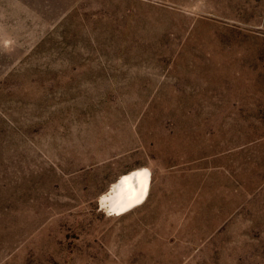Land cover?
<instances>
[{
    "label": "rangeland",
    "instance_id": "1",
    "mask_svg": "<svg viewBox=\"0 0 264 264\" xmlns=\"http://www.w3.org/2000/svg\"><path fill=\"white\" fill-rule=\"evenodd\" d=\"M0 264H264V0H0Z\"/></svg>",
    "mask_w": 264,
    "mask_h": 264
},
{
    "label": "bare ground",
    "instance_id": "2",
    "mask_svg": "<svg viewBox=\"0 0 264 264\" xmlns=\"http://www.w3.org/2000/svg\"><path fill=\"white\" fill-rule=\"evenodd\" d=\"M150 175L147 171L132 172L114 183L101 204L109 211L120 213L142 203L149 192Z\"/></svg>",
    "mask_w": 264,
    "mask_h": 264
}]
</instances>
